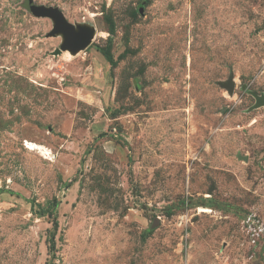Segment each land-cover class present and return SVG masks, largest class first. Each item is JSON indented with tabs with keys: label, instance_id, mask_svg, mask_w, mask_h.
Listing matches in <instances>:
<instances>
[{
	"label": "rangeland",
	"instance_id": "rangeland-1",
	"mask_svg": "<svg viewBox=\"0 0 264 264\" xmlns=\"http://www.w3.org/2000/svg\"><path fill=\"white\" fill-rule=\"evenodd\" d=\"M34 3L96 34L0 0V264H264V0Z\"/></svg>",
	"mask_w": 264,
	"mask_h": 264
},
{
	"label": "water",
	"instance_id": "water-1",
	"mask_svg": "<svg viewBox=\"0 0 264 264\" xmlns=\"http://www.w3.org/2000/svg\"><path fill=\"white\" fill-rule=\"evenodd\" d=\"M25 8L36 17L50 18L54 22L53 36L61 35L63 38V51H69L71 54H77L85 50L93 41L96 30L89 25H74L70 23L64 14L57 8H47L42 5H35L34 0H25ZM228 90L232 96L235 89L234 78L231 77L226 83L221 84ZM252 95L256 99V105L253 109L264 107V96L255 93Z\"/></svg>",
	"mask_w": 264,
	"mask_h": 264
},
{
	"label": "trees",
	"instance_id": "trees-1",
	"mask_svg": "<svg viewBox=\"0 0 264 264\" xmlns=\"http://www.w3.org/2000/svg\"><path fill=\"white\" fill-rule=\"evenodd\" d=\"M103 55L107 58V60H112V56H111V53L109 51L103 50ZM4 193L12 194V192L10 190H5V189L0 188V195L4 194Z\"/></svg>",
	"mask_w": 264,
	"mask_h": 264
},
{
	"label": "bare ground",
	"instance_id": "bare-ground-1",
	"mask_svg": "<svg viewBox=\"0 0 264 264\" xmlns=\"http://www.w3.org/2000/svg\"><path fill=\"white\" fill-rule=\"evenodd\" d=\"M71 58V57H70ZM50 153V152H49ZM48 153V154H49ZM42 155H47V151H43L42 153H41Z\"/></svg>",
	"mask_w": 264,
	"mask_h": 264
}]
</instances>
